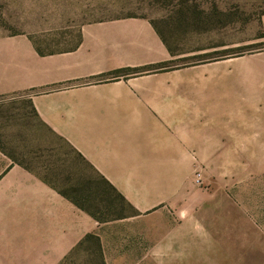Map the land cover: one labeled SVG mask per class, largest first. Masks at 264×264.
<instances>
[{
    "label": "crops",
    "instance_id": "1",
    "mask_svg": "<svg viewBox=\"0 0 264 264\" xmlns=\"http://www.w3.org/2000/svg\"><path fill=\"white\" fill-rule=\"evenodd\" d=\"M50 31L0 36V99L19 139L54 140L75 159L0 152V264H97L89 248L76 251L89 236L105 264H248V231L222 239L212 197L193 182L211 160L216 119L199 66L112 77L180 57L146 17L84 24L59 48L45 47ZM26 106L38 126L25 122ZM87 172L134 212L99 221L60 193L94 178Z\"/></svg>",
    "mask_w": 264,
    "mask_h": 264
},
{
    "label": "rangeland",
    "instance_id": "2",
    "mask_svg": "<svg viewBox=\"0 0 264 264\" xmlns=\"http://www.w3.org/2000/svg\"><path fill=\"white\" fill-rule=\"evenodd\" d=\"M118 16L153 21L180 56L170 69L199 66L201 83L212 85V157L193 182L212 197V229L226 241L248 231V264H264V0H0V36L52 29L45 47L59 48L86 22ZM8 102L0 99V152L10 161L39 163L53 148L75 159L54 140L19 139Z\"/></svg>",
    "mask_w": 264,
    "mask_h": 264
},
{
    "label": "trees",
    "instance_id": "3",
    "mask_svg": "<svg viewBox=\"0 0 264 264\" xmlns=\"http://www.w3.org/2000/svg\"><path fill=\"white\" fill-rule=\"evenodd\" d=\"M123 17L136 16H118L114 18L96 19L86 22L85 24ZM152 23L162 36L164 42H166V44L168 45L170 52L173 55H177L176 51L169 44L163 31L153 21ZM40 52L44 53L41 50ZM181 59L187 60V57H181L180 60ZM175 61L176 60H171L169 62L160 63L141 70H121L113 73L112 75L114 76L112 77L121 76L119 74L122 73L130 74L149 70H168L173 66V63ZM58 190L63 196L70 199L78 207L86 210L99 221H111L115 218L122 217L123 215L128 214L129 212H134V209L125 200V198L120 193H118V191L110 183H108V181L100 177L83 179L79 187H60L58 188ZM85 247L89 248L92 251V257L95 261H97V264H105L99 240L96 237H87L86 240H84L82 243H80V245H78L76 251Z\"/></svg>",
    "mask_w": 264,
    "mask_h": 264
},
{
    "label": "built area",
    "instance_id": "4",
    "mask_svg": "<svg viewBox=\"0 0 264 264\" xmlns=\"http://www.w3.org/2000/svg\"><path fill=\"white\" fill-rule=\"evenodd\" d=\"M195 181L197 184H200L201 183V175L199 173L196 172V175H195Z\"/></svg>",
    "mask_w": 264,
    "mask_h": 264
}]
</instances>
